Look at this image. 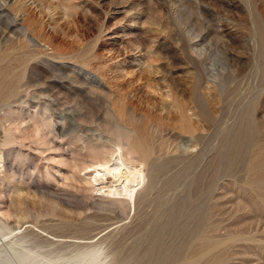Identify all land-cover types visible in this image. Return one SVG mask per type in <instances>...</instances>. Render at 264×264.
Segmentation results:
<instances>
[{
    "label": "rangeland",
    "instance_id": "rangeland-1",
    "mask_svg": "<svg viewBox=\"0 0 264 264\" xmlns=\"http://www.w3.org/2000/svg\"><path fill=\"white\" fill-rule=\"evenodd\" d=\"M184 1L0 0V89L31 81L19 101L0 90V264L30 249L57 264L91 250L104 264H264V0H204L222 41L208 37L209 62L225 66L220 45L236 69L221 85L186 37L204 12ZM120 140L150 201L98 191Z\"/></svg>",
    "mask_w": 264,
    "mask_h": 264
},
{
    "label": "bare ground",
    "instance_id": "bare-ground-1",
    "mask_svg": "<svg viewBox=\"0 0 264 264\" xmlns=\"http://www.w3.org/2000/svg\"><path fill=\"white\" fill-rule=\"evenodd\" d=\"M184 0H174V2L175 3H177L176 5L178 6V9H181V3L183 2ZM207 1V0H206ZM206 1H204V0H195V3H197L195 6H197L198 5V7L197 8H199V9H196L197 11L198 10H202V15H203V18H201V20H203V21H201V22H203V24L202 25H204V28L201 30V31H196V32H198L196 35H192L193 34V30H191V29H186V26H187V24L190 22V20H191V15H190V13L188 14V16H185V15H183V16H185V18H183L182 16H178L177 15V12H178V10L176 11V10H174V11H172L173 12V17H174V19H175V21L180 25V27H181V24L182 25H185V29H186V32H187V36L186 37H188V34H189V37H190V39H192V40H194V39H196L194 42H192V40L189 42L188 40H190V39H188L187 41H188V43L192 46V48L194 49H192L194 52H196V54H197V57L198 58H196V59H198L199 60V62H200V64L202 65V73L203 74H205V73H207V75L206 76H210V78H212V81H214L213 82V84L214 83H216V84H222L223 82H225V81H223L224 80V77L226 78V76L227 75H229V74H232V70H235L236 71V69H231V65H230V63H229V61H228V58H229V55H228V53L227 52H225V51H223V49L221 48V46L220 45H218V47H217V49H218V55L221 53L222 55V57L226 60V62H225V66H222L221 64V66H222V68L221 69H219V66H217L216 65V63H211V61L209 62V60H211L210 59V47L211 46H213V41H212V39L211 40H209V41H207V39H208V37H210V35H217L218 34V21H216L217 19H216V17H215V19L214 18H210V17H207V13H211V11L213 10H210L209 9V7H206V6H210V5H206ZM174 2H173V4H174ZM185 2V1H184ZM190 2V1H189ZM187 3H188V1H187ZM190 3H192V2H190ZM193 4V3H192ZM1 5V4H0ZM187 4H185V6H186ZM193 5V6H194ZM194 6V7H195ZM188 6H186V8H187ZM183 8H185V7H183ZM182 8V9H183ZM185 8V9H186ZM177 9V8H176ZM188 9V8H187ZM186 9V10H187ZM192 9V8H191ZM173 10V9H172ZM190 10V9H189ZM200 10V11H201ZM171 12V13H172ZM217 12V11H216ZM179 13V12H178ZM215 13V12H214ZM264 13V12H263ZM213 14V13H212ZM197 15H201V12H200V14L198 13ZM196 15V16H197ZM201 15V16H202ZM210 15V14H209ZM200 16V17H201ZM194 17V16H193ZM210 18V19H209ZM197 19H198V16H197ZM10 21V20H9ZM12 22H8V24H6L5 25V28L9 31V32H11V35H16V36H23V37H25L26 39H27V43H28V45H30V46H36L38 43L32 38V37H30L28 34H27V30L24 28V27H21V26H19L18 24H16L15 22L16 21H13V20H11ZM198 21H200V20H198ZM220 21V20H219ZM201 22H199L200 24H201ZM220 23V22H219ZM220 25H221V23H220ZM2 26V25H1ZM193 26V25H192ZM189 27H191V26H189ZM220 27V26H219ZM202 28V27H201ZM182 29H184V27L182 28ZM220 29V28H219ZM0 30H2V29H0ZM200 30V29H199ZM193 31V32H192ZM1 32V31H0ZM183 32V31H182ZM185 31L183 32V33H186ZM195 32V33H196ZM256 32V31H255ZM194 33V34H195ZM257 33V32H256ZM5 33H3V35H4ZM214 35V37H212V38H214V42L216 41L217 42V44H221V42L222 41H219L220 39H218L217 38V36H215ZM220 34H218V37H220L219 36ZM257 36H258V34H257ZM3 36L0 34V41H2L3 40V38H2ZM5 38H7V37H5ZM211 38V37H210ZM258 38V37H257ZM8 39V38H7ZM186 39V38H185ZM4 41H5V39H4ZM6 41H8V40H6ZM184 41V40H183ZM208 42L207 44H204L205 42ZM259 41V40H258ZM215 42V43H216ZM186 43V42H185ZM224 46V45H223ZM222 46V47H223ZM187 46H186V44H185V47L184 48H186ZM187 48H189V47H187ZM191 49V48H190ZM189 50V49H188ZM189 52V51H188ZM234 57H235V55H234ZM213 59V58H212ZM216 59V58H215ZM242 59V58H241ZM219 60V59H218ZM230 60V59H229ZM234 60V59H233ZM232 60V61H233ZM44 61V60H43ZM239 61V60H238ZM40 62V61H39ZM198 62V63H199ZM218 62V61H217ZM231 62V61H230ZM241 62V61H240ZM38 63V62H37ZM41 64V63H40ZM42 64H44V62H42ZM30 66V65H29ZM28 66V67H29ZM41 67V66H40ZM199 68H201V66L199 67ZM238 68V67H237ZM264 68V67H263ZM262 68V69H263ZM29 75H28V80L30 79H32L34 76L33 75H36V76H39L40 77V71H39V68H38V65L35 63V64H33V65H31L29 68ZM60 69V68H59ZM3 70H5V69H3ZM238 70V69H237ZM260 70V69H259ZM259 72H263V70L262 71H259ZM4 73V72H3ZM41 73H42V71H41ZM61 74V73H60ZM202 74V75H203ZM2 75V74H1ZM5 77H6V75H4ZM59 76V75H58ZM205 76V75H204ZM27 77V76H26ZM38 77V78H39ZM60 77V76H59ZM207 78V77H206ZM209 78V77H208ZM25 79V74L23 73V74H21V75H19V76H17L16 77V79L14 80V81H12V85L11 86H7V87H4V88H2V93L3 94H1L2 96V98H6V99H10V98H15V97H18V98H16V99H18V101L19 100H21L23 97L20 95V91H24V90H26L28 87H30V85H31V81H25V82H23V80ZM40 79V78H39ZM64 79V78H63ZM221 79H223L222 80V82L220 83V80ZM33 80V79H32ZM83 82H85L86 84H89V83H95V81L94 80H92V79H87V78H85L84 80H83ZM89 82V83H88ZM10 83V82H9ZM56 86H59V83L57 82V83H54ZM96 84V83H95ZM226 84V83H225ZM249 84V83H248ZM4 85V84H3ZM85 85V84H84ZM219 85V86H220ZM217 86V85H216ZM225 86V85H224ZM220 88V87H219ZM253 88V87H252ZM229 89V88H228ZM230 90V89H229ZM10 91H11V93H10ZM251 91H252V89H251ZM222 92H224V91H222ZM246 93V92H245ZM256 95H258V94H256ZM87 98H85V100H86ZM5 100V99H4ZM9 101V100H8ZM10 101H11V99H10ZM87 101V100H86ZM15 102V101H14ZM229 102V101H228ZM234 104V103H233ZM239 105V104H238ZM252 106H250V108H251ZM235 108V107H234ZM252 110V109H251ZM245 111V110H244ZM249 111V110H248ZM110 114H112L111 112H109ZM133 114V113H132ZM132 114H130L131 115V118H133V116H132ZM239 114H240V112H239ZM253 114V113H252ZM112 116H114V115H112ZM239 116V115H238ZM248 116V115H247ZM250 118H251V115L249 116ZM21 118H23V117H21ZM136 118V117H135ZM208 118H210L209 116H208ZM248 120H251V119H249L248 117H246ZM215 119V118H214ZM253 119H255V118H253ZM23 120V119H22ZM21 120V121H22ZM114 120H116V119H114ZM251 121H254V120H251ZM255 122H256V120H255ZM44 123V122H43ZM42 123V125H44ZM258 128V127H257ZM122 129V128H121ZM245 129V128H244ZM256 133V132H255ZM121 134V133H120ZM132 134V133H131ZM130 134V132H123V134L122 135H124V139H127L128 140V142L127 143H129V144H133L135 141H134V139L132 140L131 139V135ZM252 134H254V133H252ZM120 138V137H119ZM121 139H123V137H121ZM135 145H136V147H137V145H138V143H135ZM135 145H134V147H135ZM125 146V145H124ZM123 141L122 140H120L118 143H117V145H116V148L114 149V152L112 153V156H111V159L109 160V161H105V162H100V163H97V165H100L101 167H104L105 169H108V171H110V174H112V182H111V184L109 183V184H107V185H102V187H100V188H98V191H99V193L100 194H102L104 197H108V198H120V197H123V198H126L127 200L129 199V202L131 201H136V203H137V201H140L141 200V198L143 197V196H146V195H144L143 193H145V192H143L142 191V193L137 189V186H138V188H139V185H141L142 184V182H144V179H145V173H143L142 172V169H140L141 167H142V165L140 166V168H137V166H138V164H136V163H133V161H131L130 159H128L126 156H128V155H125V154H127V153H125L126 151H124L123 150ZM139 146H140V149L142 148L141 147V145H140V143H139ZM139 146L137 147V148H139ZM133 147V146H132ZM127 150V149H126ZM133 150H135V149H133ZM127 151H130V150H127ZM136 151L138 152V150L136 149ZM142 151H143V148H142ZM141 150H140V152H142ZM135 152V151H134ZM129 153V152H128ZM131 153V152H130ZM1 155V154H0ZM142 155V154H141ZM143 157H145V158H147L148 157V153H147V151L146 152H144L143 153ZM113 158H115V161L116 162H114V164H112V165H114V166H112V167H110L111 166V162L113 163V161H112V159ZM154 160V159H153ZM152 160V161H153ZM158 160V159H157ZM157 160H154L153 161V163L152 162H150V163H152L153 164V166H154V168H152L151 167V171H153L152 169H157V168H159V162L157 161ZM135 162V161H134ZM1 163V162H0ZM140 164H142V162L140 163ZM139 164V165H140ZM144 164V163H143ZM96 166V165H95ZM163 166V165H162ZM162 166H160V167H162ZM156 167V168H155ZM103 169V168H102ZM128 170L129 172H131V175H132V172L134 173V172H137V174H139V177H138V175H137V177H136V174H134L135 176H133L132 175V178H133V180H130L129 179V177L127 178V177H125L124 176V170ZM161 169V168H160ZM125 170V171H126ZM98 171V170H97ZM128 172V173H129ZM155 172V171H154ZM153 172V173H154ZM126 173V172H125ZM155 174V173H154ZM153 174V176H155ZM157 174H159V173H157ZM127 175V174H126ZM131 175L129 174V176L131 177ZM152 175V174H151ZM99 176V175H98ZM123 177H125V178H123ZM95 178H97V177H95ZM150 179H155V177L153 178V177H150ZM97 180V179H96ZM122 180V183L120 184V185H118V183H116V182H118V181H121ZM153 181V180H152ZM130 182H132V183H130ZM153 186V184L151 183V185L149 186V187H152ZM156 186V185H155ZM155 186H153L154 188H155ZM146 188H148V187H146ZM146 190V189H145ZM147 190H149V188L147 189ZM150 190H151V188H150ZM153 190V189H152ZM149 194V193H148ZM150 195V194H149ZM147 197V196H146ZM107 198V199H108ZM143 198H145V197H143ZM122 199V198H121ZM147 199H148V197H147ZM146 199V200H147ZM125 200V199H124ZM149 200V199H148ZM20 201V200H19ZM150 201V200H149ZM148 201V202H149ZM133 203V202H132ZM143 203V202H142ZM145 203H147V202H145ZM134 204V203H133ZM15 235H17V234H15ZM22 235V234H21ZM27 235V234H26ZM18 236H19V234H18ZM17 236V237H18ZM16 237V238H17ZM14 238V237H13ZM16 238H14V239H16ZM19 241H18V240ZM16 240L18 241V242H23L22 241V239H21V237L19 238H17ZM23 240H25V239H23ZM11 241V240H10ZM13 241V240H12ZM16 241V242H17ZM15 242V243H16ZM15 246V245H14ZM24 246H25V244H24ZM16 248H14V250H15ZM0 255H1V253H0ZM174 254H172V256H173ZM8 256V255H7ZM16 256H17V260H18V263L19 264H47L46 262H48V264H57V260H54V259H47V258H44L45 256H41V253L40 254H38V252H36V251H31V249L30 250H27V251H24V252H17V254H16ZM76 256H78V255H76ZM11 257V256H10ZM10 257H5V258H3V259H1L2 261H1V264H18V263H14L13 262V260L10 258ZM79 257V256H78ZM101 252L99 251V250H91V251H89V252H87V253H85L84 255H80V259L81 260H84L83 262H81V264H104V263H102V260H101ZM1 258V257H0ZM168 260H169V258H168ZM195 261V260H194ZM15 262H17V261H15ZM72 263V264H74V262H75V259H73V258H71V260L69 261V263Z\"/></svg>",
    "mask_w": 264,
    "mask_h": 264
}]
</instances>
